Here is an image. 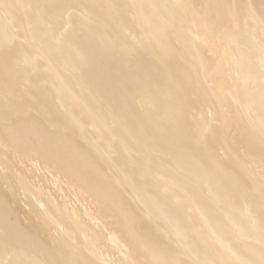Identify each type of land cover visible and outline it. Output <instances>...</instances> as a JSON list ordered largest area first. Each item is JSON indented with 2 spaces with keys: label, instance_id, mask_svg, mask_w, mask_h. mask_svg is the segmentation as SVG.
<instances>
[{
  "label": "bare ground",
  "instance_id": "6f19581e",
  "mask_svg": "<svg viewBox=\"0 0 264 264\" xmlns=\"http://www.w3.org/2000/svg\"><path fill=\"white\" fill-rule=\"evenodd\" d=\"M0 264H264V0H0Z\"/></svg>",
  "mask_w": 264,
  "mask_h": 264
}]
</instances>
